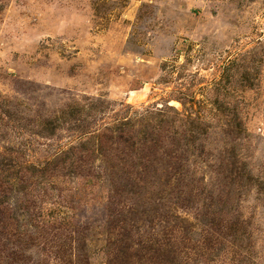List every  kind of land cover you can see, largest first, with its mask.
<instances>
[{
	"label": "rangeland",
	"instance_id": "374dc122",
	"mask_svg": "<svg viewBox=\"0 0 264 264\" xmlns=\"http://www.w3.org/2000/svg\"><path fill=\"white\" fill-rule=\"evenodd\" d=\"M0 264H264V0H0Z\"/></svg>",
	"mask_w": 264,
	"mask_h": 264
}]
</instances>
